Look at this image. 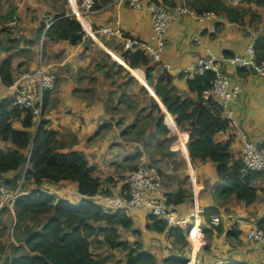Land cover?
<instances>
[{"label":"crops","instance_id":"obj_1","mask_svg":"<svg viewBox=\"0 0 264 264\" xmlns=\"http://www.w3.org/2000/svg\"><path fill=\"white\" fill-rule=\"evenodd\" d=\"M143 1L169 7L185 3L194 12L172 22L161 62L148 57L149 65L155 66L154 78L167 70L181 96H196L183 70L207 55L208 49L219 58L242 55L254 42L257 60L264 64L262 2ZM17 3L18 0H0V100L11 97L1 69H8L13 80L19 73L38 67L42 57L57 75L56 88L44 92L43 120L48 121L49 129L76 138L71 146L59 150H78L94 165L102 189L93 195L123 193L128 172L144 157L161 169L162 187L167 194L183 192L182 201L171 203V207L180 216L190 215L188 224L180 225V234L171 231L168 224L165 228L156 227V217L144 208H106L126 214L131 224L93 222L97 228H115L118 241L125 243L112 246L104 234L91 235L95 264H126L130 259L141 264L152 261L185 264L190 256L200 258L198 264H264V243L247 236L252 225L264 228V174L254 171L245 178L250 193L253 192L251 199H247L250 193L241 196L237 189H227L230 181L221 177L214 160L191 157L189 134L177 124L147 80L146 67L130 66L122 54L123 41L98 31L118 20L127 36L148 41L153 33L148 10L117 0H97L95 12L84 17L81 0H27L23 7ZM223 6L231 13H226ZM210 10L217 12V19L201 22L197 18V13ZM61 13L72 15L81 23L86 34L81 43L50 40L44 31L38 36L45 14L54 18ZM222 70L233 85L241 86L237 99L230 105L238 129L229 125L215 136L217 142L230 141L229 164H232L239 158L243 133L253 142L264 143V76L251 68L227 64ZM23 117L14 120L15 128L24 129ZM29 130L35 133L32 127ZM11 145L0 137V147ZM14 172H6L0 179ZM25 182V190L37 186ZM41 185L72 202L84 198L73 180L45 181ZM94 200L105 206L102 199L94 197ZM9 205L14 214L13 203ZM197 223L202 229L197 225L191 234Z\"/></svg>","mask_w":264,"mask_h":264},{"label":"trees","instance_id":"obj_2","mask_svg":"<svg viewBox=\"0 0 264 264\" xmlns=\"http://www.w3.org/2000/svg\"><path fill=\"white\" fill-rule=\"evenodd\" d=\"M223 7L226 13H231L228 7ZM44 26L43 22L38 29V36L43 33ZM85 35L81 23L74 16L65 13L56 15L45 32L50 40H66L71 44L81 43ZM122 54L130 66L136 68L142 64L146 67L147 80L175 117L177 124L188 132L191 157L214 160L221 177L230 181L227 189H237L241 196L250 193L248 183L244 182L247 176H241L242 161L237 159L229 164L230 141L220 143L215 139L218 132L229 126L222 107L216 100H205L202 97V92L210 86L215 73L207 71L203 76L189 79V88L196 96L183 97L177 92L173 76L167 70L154 78L155 66L149 65L150 57L144 51L123 50ZM1 70L4 83L10 85L12 78L8 69L3 67ZM22 115L24 129L15 128L13 120ZM47 124L48 121L42 120L32 134L29 130L33 126L31 112L13 107L11 97L0 100V137L13 145L5 149L0 147V176L15 171L11 176L5 177L2 183L7 189L15 188L21 178V168L28 161L25 180L37 185L45 181L73 180L77 182L78 191L84 198L72 202L66 197L56 199L55 195L45 193L39 187L28 191L24 189L12 201L16 218L14 232L19 242L14 245L17 252L10 264H95L90 249L91 235L104 234L112 246L125 243L118 241L119 234L115 228H97L93 222L106 220L109 223L122 222L129 225L131 219L119 211L106 209L89 197L102 189L100 177L94 174V165L89 164L78 150H59L71 146L76 138H70L71 134L49 129ZM126 187L127 184L124 189ZM250 194L251 197L248 196L250 198L247 199L252 198L253 192ZM167 195L169 204L178 203L182 201L183 192L180 190ZM43 212L49 213L45 221L40 217ZM30 221H37L39 227L33 228ZM155 224L159 228L167 226L165 220L157 218ZM170 229L173 232L181 231L180 226H172ZM1 236L0 230V264L2 253L5 252ZM130 261L141 264L136 259Z\"/></svg>","mask_w":264,"mask_h":264},{"label":"built area","instance_id":"obj_3","mask_svg":"<svg viewBox=\"0 0 264 264\" xmlns=\"http://www.w3.org/2000/svg\"><path fill=\"white\" fill-rule=\"evenodd\" d=\"M27 0H18L17 6L23 7ZM119 3H128L134 8L146 9L150 13L153 33L151 39L144 41L138 38L127 36L122 29L120 21H116L112 26H101L98 31L104 36L119 37L122 42L123 50H142L151 59L156 62L163 60V53L166 48V34L172 22L183 16L193 14V10L185 3H178L169 7L160 2H147L143 0H117ZM260 1L264 4V0ZM96 0H81V10L84 17H89L95 12ZM197 18L201 22L217 19L216 11H205L197 13ZM54 18L45 14L44 33L53 23ZM227 64L234 68H251L256 73L264 76V64L258 62L256 57L255 43L252 42L246 49V53L233 56H215L209 49L207 55L200 57L196 64L187 66L183 72L187 79H195L203 76L207 71L215 73L210 81V86L202 92L205 100L214 99L222 107V113L228 120L229 125L238 129V122L235 119L234 112L230 108L231 102L237 99L241 86L232 84L230 76L222 70V66ZM57 75L44 63L41 57L38 67L21 72L14 77L12 83L7 86L11 91L12 106H17L29 110L32 114V123L35 131L43 120L44 113V92L56 88ZM171 128V126L169 125ZM175 127V126H174ZM176 128V127H175ZM243 144L240 149L239 158L242 161L241 176L246 177L250 173L262 172L264 174V143L253 142L247 139L245 133L242 135ZM24 168L18 186L9 191L5 185L0 182L1 194L6 197L7 204L22 192L25 180ZM127 187L123 193L109 195H90V198L97 197L104 201L105 208H114L117 210H126L129 208H144L157 219L165 220L169 226L187 225L190 221V215L180 216L171 207L168 202V195L163 190V173L159 166L153 162L141 158L139 165L131 169L126 176ZM46 191V188L40 187ZM197 204V202H196ZM215 222V221H214ZM190 230L192 234L195 226ZM200 230L202 227L199 225ZM247 236L251 240L264 243V228L258 225H252ZM264 256V248H263ZM200 258L190 256L185 264H198ZM135 264V263H126ZM151 264H169L166 261H154Z\"/></svg>","mask_w":264,"mask_h":264},{"label":"rangeland","instance_id":"obj_4","mask_svg":"<svg viewBox=\"0 0 264 264\" xmlns=\"http://www.w3.org/2000/svg\"><path fill=\"white\" fill-rule=\"evenodd\" d=\"M32 128L34 129L33 126H32ZM8 143H10V142H8ZM6 146H8V145H6ZM11 146H13V145H11ZM27 163H28V161L26 163H24V165L22 166V170L26 167ZM24 183L26 184V182H24ZM30 183H34V182H30ZM24 185H23V187H24ZM23 187H21V190H23ZM30 187H29V189H30ZM33 187H31V189ZM36 187H39V189H41L40 187H43L44 188V186L41 185V184L40 185H37ZM48 189H46V191H44V190L43 191L44 192H47L49 194H52V195L55 194L56 199L59 198V197H61L60 195L57 194V191L56 190H53L51 188H48ZM26 191H28V190H26ZM5 198H6L5 196L3 198V195L2 194L0 195V230H1V233H2V236H1L2 237V242H3L2 245L5 248V252L2 253L1 264H2L3 260H5V258H6L7 255H10L12 257V259L14 258L15 254L17 252V251L15 252L14 245H17L18 242H19L18 240H16V234L14 232V227H15V222H16L15 212L13 214V211L10 208L11 206L9 204H7ZM40 217H41V220L42 221H45L47 219V217H49V213L43 212V213H41V216ZM98 223H103V221L98 222ZM29 224L33 228L39 227V223L37 221H30ZM21 235H23L22 231H21ZM127 263H133V262H127ZM135 264H137V263H135Z\"/></svg>","mask_w":264,"mask_h":264},{"label":"water","instance_id":"obj_5","mask_svg":"<svg viewBox=\"0 0 264 264\" xmlns=\"http://www.w3.org/2000/svg\"><path fill=\"white\" fill-rule=\"evenodd\" d=\"M12 260V257L10 255H7L5 260H3L2 264H10Z\"/></svg>","mask_w":264,"mask_h":264}]
</instances>
